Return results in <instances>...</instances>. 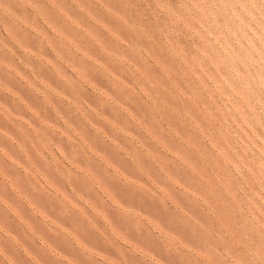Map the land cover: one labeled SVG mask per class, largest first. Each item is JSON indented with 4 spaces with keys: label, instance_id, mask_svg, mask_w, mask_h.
Segmentation results:
<instances>
[{
    "label": "rangeland",
    "instance_id": "1",
    "mask_svg": "<svg viewBox=\"0 0 264 264\" xmlns=\"http://www.w3.org/2000/svg\"><path fill=\"white\" fill-rule=\"evenodd\" d=\"M0 264H264V0H0Z\"/></svg>",
    "mask_w": 264,
    "mask_h": 264
}]
</instances>
